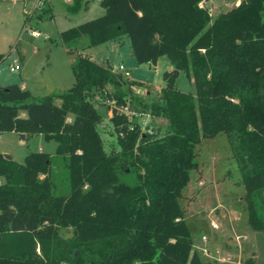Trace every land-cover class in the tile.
Masks as SVG:
<instances>
[{
  "label": "trees",
  "instance_id": "1",
  "mask_svg": "<svg viewBox=\"0 0 264 264\" xmlns=\"http://www.w3.org/2000/svg\"><path fill=\"white\" fill-rule=\"evenodd\" d=\"M200 1L99 0L101 15L58 33L75 53L70 87L36 97L17 82L0 85V131L56 141L55 154L29 151L22 162L0 153V264H203L179 198L196 144L218 132L239 168L248 222L264 237V0L214 17ZM82 35L81 48L125 36L137 62L167 56L159 98L132 96L135 110L167 119L163 134L130 127L113 108L118 147L105 149L95 97L124 105V78L75 47ZM180 70L194 92L177 87Z\"/></svg>",
  "mask_w": 264,
  "mask_h": 264
},
{
  "label": "rangeland",
  "instance_id": "2",
  "mask_svg": "<svg viewBox=\"0 0 264 264\" xmlns=\"http://www.w3.org/2000/svg\"><path fill=\"white\" fill-rule=\"evenodd\" d=\"M239 1L201 0L199 4L207 7L214 17ZM73 3L74 0H0V54H3L0 84L17 82L23 76L35 82L40 75L51 90L62 91L73 84L71 63L75 53L65 51L58 33L104 12L99 0H86V4L81 0L76 8H72ZM31 29L40 34L33 35ZM78 40L75 47L84 54H91L95 60L112 67L122 63L130 71L129 77L121 74L124 78L122 89L130 110L135 109L133 95L148 101L159 98L164 84L162 72L172 68L166 55L159 56L155 64L137 62L125 36L120 38V44L111 39L83 48L86 36L82 35ZM12 63H19L20 68L11 70ZM176 85L183 91L194 92V84L184 70H180ZM45 88L34 85L39 94L44 93ZM94 105L102 115L97 127L104 147L109 151L118 147L110 120L112 111L108 104L94 101ZM69 115L72 118V114ZM129 119L137 122L142 132L153 135L163 134L168 125L166 118L138 110L130 113ZM55 147L56 141L44 138L42 133H24L22 137L14 130L0 131V152L10 154L19 162L29 151L55 154ZM195 160L197 165L189 170V179L181 189L179 201L196 254L203 264H264V237L248 222L245 186L226 134L218 132L213 137L203 138L195 146ZM53 169L54 180L58 184L64 182L65 171L58 160L53 161ZM2 182L4 176L0 175ZM60 233L69 235L70 229L63 228Z\"/></svg>",
  "mask_w": 264,
  "mask_h": 264
},
{
  "label": "built area",
  "instance_id": "3",
  "mask_svg": "<svg viewBox=\"0 0 264 264\" xmlns=\"http://www.w3.org/2000/svg\"><path fill=\"white\" fill-rule=\"evenodd\" d=\"M31 33L33 35H35V36H37V35L40 34V32L38 30H36V29H31ZM19 68H20L19 63H12V64H10V69L11 70H18ZM112 70L114 72H119V73H121V74H123V75H125L127 77L130 76V71L122 63L118 64L117 67H112ZM95 98H96V101L97 102L108 104L109 107H110V109H111V111H112L113 108H116L118 112L123 113L124 115H126L129 121H131L129 119L130 113H136V111H137L135 109L130 110L129 109V106H127L126 103L124 105H117L114 99L109 98L107 96L104 97V98H102L100 96H96ZM129 126L132 127V121L129 124Z\"/></svg>",
  "mask_w": 264,
  "mask_h": 264
},
{
  "label": "crops",
  "instance_id": "4",
  "mask_svg": "<svg viewBox=\"0 0 264 264\" xmlns=\"http://www.w3.org/2000/svg\"><path fill=\"white\" fill-rule=\"evenodd\" d=\"M117 40V42L120 44V42H121V40L120 39H116ZM102 43H105V42H102ZM64 46V45H63ZM64 49H65V51L66 52H68L67 51V49H66V47L64 46ZM80 50V49H79ZM70 53V52H69ZM90 55V57L92 58V55L91 54H89ZM75 59V58H74ZM92 59H94V58H92ZM95 60V59H94ZM74 61V60H73ZM95 61H97V60H95ZM98 62H101V63H104V62H102V61H98ZM72 64V63H71ZM120 64V63H119ZM155 64V63H154ZM132 78V77H131ZM133 79V78H132ZM17 83L21 86V87H24V88H28L30 91H31V93L34 95V96H42V95H44V94H47V93H49V92H52V91H56V90H51V88H48L45 84V80H44V78H43V76L42 75H40V77H38L37 78V81H35V82H33L32 80H31V78H27L26 76H23L22 78H21V80H19V81H17ZM4 84H7V83H3V84H0V85H4ZM34 85H37V86H43L44 85V87H46L45 89L46 90H44L45 92L44 93H42V94H39L36 90H34ZM164 84H162L161 86H163ZM50 89V90H49ZM110 111V110H109ZM109 111H107L108 113H109ZM18 114L20 115V116H25L26 115V110L25 109H23L22 111H18ZM68 116H69V119L71 118V115H69L68 114ZM110 116V115H109ZM25 135H26V133H25ZM0 153H4V152H0Z\"/></svg>",
  "mask_w": 264,
  "mask_h": 264
},
{
  "label": "water",
  "instance_id": "5",
  "mask_svg": "<svg viewBox=\"0 0 264 264\" xmlns=\"http://www.w3.org/2000/svg\"><path fill=\"white\" fill-rule=\"evenodd\" d=\"M20 136H24V133L23 132H20ZM4 156L6 157V158H11V156H10V154H8V153H4Z\"/></svg>",
  "mask_w": 264,
  "mask_h": 264
}]
</instances>
